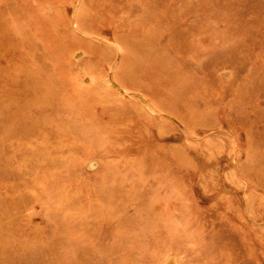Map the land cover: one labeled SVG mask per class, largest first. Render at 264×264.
<instances>
[{
  "label": "rangeland",
  "instance_id": "1",
  "mask_svg": "<svg viewBox=\"0 0 264 264\" xmlns=\"http://www.w3.org/2000/svg\"><path fill=\"white\" fill-rule=\"evenodd\" d=\"M0 264H264V0H0Z\"/></svg>",
  "mask_w": 264,
  "mask_h": 264
},
{
  "label": "bare ground",
  "instance_id": "2",
  "mask_svg": "<svg viewBox=\"0 0 264 264\" xmlns=\"http://www.w3.org/2000/svg\"><path fill=\"white\" fill-rule=\"evenodd\" d=\"M224 71H225V70H224ZM224 71H222V72H223V74H224ZM226 71H227V70H226ZM226 73H227V72H226ZM227 74H228V73H227ZM225 75H226V74H225ZM228 75H229V74H228ZM228 75H227V76H228ZM227 76H226V77H227ZM112 80H113V79H112ZM62 98H63V97H62ZM48 100H49V99H48Z\"/></svg>",
  "mask_w": 264,
  "mask_h": 264
}]
</instances>
